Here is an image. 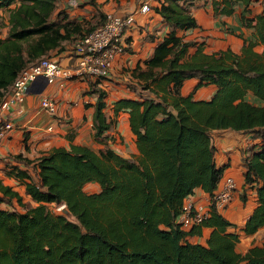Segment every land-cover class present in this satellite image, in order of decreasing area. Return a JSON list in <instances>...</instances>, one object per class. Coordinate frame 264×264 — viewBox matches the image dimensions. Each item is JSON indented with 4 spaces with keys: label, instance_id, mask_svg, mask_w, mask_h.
<instances>
[{
    "label": "trees",
    "instance_id": "1",
    "mask_svg": "<svg viewBox=\"0 0 264 264\" xmlns=\"http://www.w3.org/2000/svg\"><path fill=\"white\" fill-rule=\"evenodd\" d=\"M58 1L0 0V10L7 12V33L0 37V104L23 70L67 44L72 48L106 19L99 13L97 22L72 20L57 10ZM162 1L155 12L168 32L144 67L132 72L137 86L130 88L139 89L137 98L121 99L113 110L128 113L138 155L122 158L107 147L94 151L71 144L35 161L14 157L34 170L32 180L17 166L9 175L23 181L37 206L23 213L0 208V264H264V244L239 254V235L228 232L232 225L213 205L202 223L187 231L176 222L196 189L211 196L224 177L214 162L211 132L252 134L264 143V51L257 53L255 44L244 41L238 53H205L177 34L198 28L191 11L198 0ZM252 3L213 0L211 6L215 16H230L239 4L242 26L264 47V0L250 18ZM191 79L198 81L196 88L215 87L208 101L181 94ZM91 94L93 138L107 141L112 122L103 112L106 94L94 87ZM250 97L259 104L248 102ZM241 162L244 184L256 186L257 206L242 229L252 235L264 228V144ZM89 183L99 191L84 193ZM13 200L22 205L17 192L0 184V204ZM47 204L65 206L74 221L52 214ZM203 229L211 230L204 245L188 241Z\"/></svg>",
    "mask_w": 264,
    "mask_h": 264
},
{
    "label": "crops",
    "instance_id": "2",
    "mask_svg": "<svg viewBox=\"0 0 264 264\" xmlns=\"http://www.w3.org/2000/svg\"><path fill=\"white\" fill-rule=\"evenodd\" d=\"M70 1L59 0L57 10L68 13L72 20L97 22L99 13L104 16L134 14L136 25L125 34L126 51L114 59L108 78L76 77L66 82H56L50 85L41 80L28 88L22 104L13 105L7 111H0V117L13 124V129L0 140V184L10 187L12 191L18 193L23 203L28 202L31 206L36 204L25 194L23 181L10 176L9 170L17 166V170L29 174L30 180L34 179L35 173L32 166L26 167L16 162L14 160L16 156L35 161L52 148H69L71 144L85 146L94 151L107 147L122 158L138 155L135 137L129 128V115L124 110L115 115L114 104L121 99L137 98L139 89L134 92L130 88L132 85L137 86L132 72L137 66L144 67V62L168 32L162 18L155 12V8L160 6L162 0H75L76 6L71 5ZM255 1L253 0L252 5ZM143 5L149 6L150 11L140 14L138 11ZM200 11L208 14L210 19L215 16L209 3H205ZM260 11L261 6L254 10L253 14H258ZM241 12V6L236 4L230 16L217 18L227 19L225 21L229 24L228 18L230 19L234 14L240 17ZM2 13L5 17V27L1 28V38L7 33V12L0 10V15ZM192 13L198 27L202 26L205 22L200 21L199 13L194 11ZM211 24L216 27L214 23ZM241 29H244L245 33L251 30L243 26ZM177 34L184 36L185 40H189L191 35L190 31H178ZM68 45H65L63 51L52 54V57L64 67H71L74 64V57L70 55L71 47ZM240 47L238 46V50L233 49V52H238ZM197 83L198 81L194 79L185 81L181 94L183 96L192 94L194 100L208 101L215 87L210 85L195 89ZM93 87L103 90L106 94L103 112L107 115L108 121L112 122V127L106 133L107 141L96 142L93 138V115L96 103V97L91 94ZM203 90L205 96L201 97ZM43 97L53 100L56 106L55 113H48L40 107V100ZM211 133L215 165L217 168H223V176L232 177L237 185L231 202L217 211L232 225L228 232L239 235L236 250L244 255L250 248L261 247L264 244V228H260L252 235H247L242 231L246 220L257 206V198L256 186L244 184L245 170L241 158L252 151H257L264 143L252 134L230 130ZM185 201H190L197 207L203 206L205 210H209L210 207V196L201 189H196L194 194ZM210 231V229H203L200 237H189L188 241L204 245Z\"/></svg>",
    "mask_w": 264,
    "mask_h": 264
},
{
    "label": "built area",
    "instance_id": "3",
    "mask_svg": "<svg viewBox=\"0 0 264 264\" xmlns=\"http://www.w3.org/2000/svg\"><path fill=\"white\" fill-rule=\"evenodd\" d=\"M70 4L77 5L75 0H71ZM149 11V6L143 5L138 13L143 14ZM135 25L134 14L106 15L102 25L73 43L70 55L74 57V64L71 67L62 66L53 57H45L37 64L23 70L15 78L10 91L0 104V111H7L13 105L22 104L28 88L41 80L50 85L56 82H66L76 77L108 78L114 59L125 52V34ZM40 107L51 114L56 112L55 103L48 97L41 98ZM12 129L13 124L0 117V140ZM236 190L237 185L234 179L230 176L223 177L217 189L210 196V206L213 205L217 210L224 208L231 202ZM64 207H58L60 212ZM206 212L200 206L197 207L192 202L185 201L176 222L182 230L187 231L201 224L208 215V210Z\"/></svg>",
    "mask_w": 264,
    "mask_h": 264
},
{
    "label": "rangeland",
    "instance_id": "4",
    "mask_svg": "<svg viewBox=\"0 0 264 264\" xmlns=\"http://www.w3.org/2000/svg\"><path fill=\"white\" fill-rule=\"evenodd\" d=\"M212 1L213 0H198L196 1L194 7H192L191 9L192 12L194 11L195 13H199V16L201 18L200 21L205 22L202 23V26L198 27L194 31L192 32L190 31L191 35L189 38L195 42L196 46L201 45L205 53H214L218 51L228 50L230 48H232L230 49L231 51H233V49L238 50V46L240 47V45L242 44L241 45L242 47L244 41H247L255 44L254 46L255 52L262 53L264 51V47L257 44L256 37L252 29L246 31V33L244 29L243 30L241 29L242 23L240 17L237 14H234L232 17H230V19L228 18L229 24H227V22L225 21L227 19L224 20V18L223 19L217 18L219 16H213V18L210 19V16L208 14H204L200 11L204 7L205 3L207 4L209 3L210 5L211 4L210 2ZM262 1L263 0H256L254 2V4L252 5V15H249L250 18L256 15L255 13L253 14L254 10L259 9L260 6L262 7ZM211 23H214L216 27H213V24ZM3 27H5V17L4 14L2 13V15H0V32H1V28ZM190 39L188 41H191ZM195 49H196L195 46L191 48L189 51L190 54L194 53ZM195 89L197 88L195 87ZM204 96L205 93L203 90L201 93V97ZM247 101L252 104H259V102L255 101L251 97ZM98 191H99V187L95 183H89L83 187V192L86 194H95ZM33 206L35 207L37 206V204L31 206L28 202H24V203L22 202V205H19L15 200H13V204H7L5 202L0 204V208L4 210H11V211L15 210L20 213L25 212L27 208H31ZM46 206L49 212H51L52 214L62 215L60 209H58V207H55V205L47 204ZM201 208L206 212L203 206ZM67 217L71 221H74V219L71 216H67Z\"/></svg>",
    "mask_w": 264,
    "mask_h": 264
},
{
    "label": "water",
    "instance_id": "5",
    "mask_svg": "<svg viewBox=\"0 0 264 264\" xmlns=\"http://www.w3.org/2000/svg\"><path fill=\"white\" fill-rule=\"evenodd\" d=\"M62 213H63V215L66 216V217H67V216H70V215H69V212L67 211V209H66L65 207H64V209L62 210Z\"/></svg>",
    "mask_w": 264,
    "mask_h": 264
}]
</instances>
